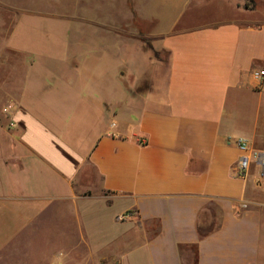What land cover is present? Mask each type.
<instances>
[{"label": "crops", "instance_id": "0c3cea01", "mask_svg": "<svg viewBox=\"0 0 264 264\" xmlns=\"http://www.w3.org/2000/svg\"><path fill=\"white\" fill-rule=\"evenodd\" d=\"M244 4L139 0L137 16L152 26L145 38H116L86 17L76 57L6 47L0 256L264 264V180L237 178L240 154L228 142L264 150V77H253L264 72V22L245 21ZM120 44L136 48L118 64L93 53Z\"/></svg>", "mask_w": 264, "mask_h": 264}, {"label": "rangeland", "instance_id": "374dc122", "mask_svg": "<svg viewBox=\"0 0 264 264\" xmlns=\"http://www.w3.org/2000/svg\"><path fill=\"white\" fill-rule=\"evenodd\" d=\"M138 2L139 0H0V57L2 54L12 53L7 50V46L37 57L59 56L70 51L74 52L70 56L76 57L78 53L82 54L76 45V37L82 31L78 27H81L86 17L89 22L94 21L93 23L115 28V34L112 36L116 38L127 39L136 32L140 38H145V34L152 26L140 22L136 13ZM244 3L250 12L248 15L245 14V21L264 22V0H244ZM142 42L143 49L149 52L151 43L145 39ZM137 47L139 49L140 45ZM115 48L105 51L104 47H99V50L93 53L102 55L108 52L111 56L115 54L114 61L118 64L124 59L127 60L130 55L129 48L133 50L136 46L120 44ZM159 57L164 70L166 57L162 54H159ZM114 61L111 62L115 63ZM8 65L9 67L4 69L10 76L11 65L17 63L9 62ZM123 83L124 80H120L121 86ZM142 85H139L137 92H141ZM262 225L264 245V222ZM32 256L35 255L26 253L17 255L9 250L0 256V264H27ZM13 257L16 259L14 262ZM57 258L56 256L52 259L53 263H60L61 257L58 261Z\"/></svg>", "mask_w": 264, "mask_h": 264}, {"label": "built area", "instance_id": "2783aa9c", "mask_svg": "<svg viewBox=\"0 0 264 264\" xmlns=\"http://www.w3.org/2000/svg\"><path fill=\"white\" fill-rule=\"evenodd\" d=\"M254 79L260 80L264 77V72L254 73ZM113 127V126H112ZM240 154L239 160L234 168L237 178L246 180L251 171H256L259 180H264V150H254L244 138L228 139ZM242 208H246L243 206ZM126 217H118L117 222L125 221Z\"/></svg>", "mask_w": 264, "mask_h": 264}, {"label": "trees", "instance_id": "16d2710c", "mask_svg": "<svg viewBox=\"0 0 264 264\" xmlns=\"http://www.w3.org/2000/svg\"><path fill=\"white\" fill-rule=\"evenodd\" d=\"M199 236H200V238H205V232L199 231Z\"/></svg>", "mask_w": 264, "mask_h": 264}]
</instances>
